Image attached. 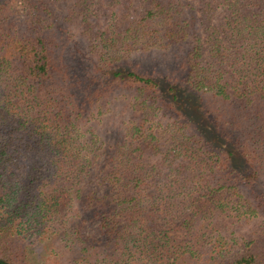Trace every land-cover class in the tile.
<instances>
[{
	"label": "trees",
	"instance_id": "trees-1",
	"mask_svg": "<svg viewBox=\"0 0 264 264\" xmlns=\"http://www.w3.org/2000/svg\"><path fill=\"white\" fill-rule=\"evenodd\" d=\"M0 264H264V0H0Z\"/></svg>",
	"mask_w": 264,
	"mask_h": 264
},
{
	"label": "rangeland",
	"instance_id": "rangeland-1",
	"mask_svg": "<svg viewBox=\"0 0 264 264\" xmlns=\"http://www.w3.org/2000/svg\"><path fill=\"white\" fill-rule=\"evenodd\" d=\"M18 1V0H17Z\"/></svg>",
	"mask_w": 264,
	"mask_h": 264
}]
</instances>
